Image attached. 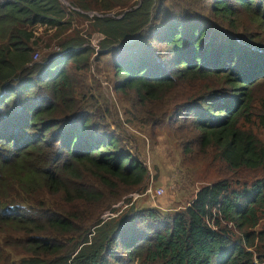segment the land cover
<instances>
[{
    "label": "trees",
    "instance_id": "1",
    "mask_svg": "<svg viewBox=\"0 0 264 264\" xmlns=\"http://www.w3.org/2000/svg\"><path fill=\"white\" fill-rule=\"evenodd\" d=\"M242 12L262 32L240 25ZM37 25L54 30L56 49L35 60ZM102 56L114 89L145 104L205 81L187 101L203 145L260 177L202 185L172 214L131 206L100 217L102 192L83 167L106 187L139 186L148 175L83 83ZM261 77L264 0H0V264L264 262V143L245 126Z\"/></svg>",
    "mask_w": 264,
    "mask_h": 264
},
{
    "label": "rangeland",
    "instance_id": "2",
    "mask_svg": "<svg viewBox=\"0 0 264 264\" xmlns=\"http://www.w3.org/2000/svg\"><path fill=\"white\" fill-rule=\"evenodd\" d=\"M64 5L67 7V2ZM208 19L218 27L217 30L236 33L230 24H226L228 22L222 23L213 16ZM238 21L248 31L262 32L254 26L247 13H240ZM72 25L81 32L87 28L86 22L78 17L73 19ZM32 29L33 49L38 54L33 59L36 60L46 52L55 50L56 40L52 38L53 29L39 25ZM99 36L96 32L92 33V44H96ZM120 50V53H124ZM83 77V83L89 90L99 95L101 109L108 108L106 122L120 137L121 144L148 168V175L139 186L117 184L106 187L88 168L83 167L86 179L94 182L102 192L104 210L100 217L123 213L131 206L153 207L168 215L184 208L202 185L226 178L232 186L237 187L243 183L250 184L260 177V172L256 170L228 168L217 156L215 148L203 145L187 101L204 90L205 81L180 83L164 99L145 104L131 90L123 92L114 89L115 77L107 56L93 61ZM251 89V123L245 126L250 127L264 143L261 123L264 115V77L256 80ZM149 186L162 187L163 193L152 198L145 192ZM83 209L75 207L78 213ZM260 226H264V217Z\"/></svg>",
    "mask_w": 264,
    "mask_h": 264
},
{
    "label": "built area",
    "instance_id": "3",
    "mask_svg": "<svg viewBox=\"0 0 264 264\" xmlns=\"http://www.w3.org/2000/svg\"><path fill=\"white\" fill-rule=\"evenodd\" d=\"M145 192L146 194H149L152 198H154L163 193V188L162 187L152 188L151 186H149L146 188Z\"/></svg>",
    "mask_w": 264,
    "mask_h": 264
}]
</instances>
